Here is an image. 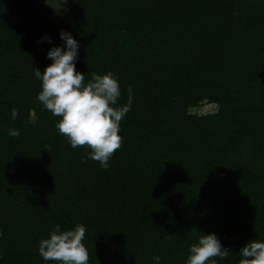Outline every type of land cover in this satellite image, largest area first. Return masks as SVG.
Returning a JSON list of instances; mask_svg holds the SVG:
<instances>
[{"label": "trees", "instance_id": "16d2710c", "mask_svg": "<svg viewBox=\"0 0 264 264\" xmlns=\"http://www.w3.org/2000/svg\"><path fill=\"white\" fill-rule=\"evenodd\" d=\"M28 7L29 0H0V264H56L39 254V242L55 225L69 230L76 224H83L86 239L94 240L88 264H104L96 262L102 248L99 258L106 257V264L137 259L151 264L168 249L163 224L183 192L204 226L209 217L226 220L213 230L227 242L245 245L252 232L264 230V189L258 185L264 177V100L253 96L256 87L264 93L262 8L254 7L260 24L254 35L231 34L233 39L227 36L222 45L218 40L223 22L214 15L200 22L199 15L194 18L172 0H76L57 27L46 29L23 26ZM137 8L145 14L130 16ZM62 29L79 42L76 70L86 81L93 72L111 71L120 85L119 106L128 102L129 86L132 89L131 108L119 132L123 141L129 140L120 152L125 173L91 189L82 183L96 166L88 156L91 149L73 148L55 127L60 118L37 99L42 82L35 68L43 71L52 62L47 53L53 46L46 37L64 47ZM252 42L250 59L246 50ZM221 59H227L224 68ZM252 65L257 75L250 74ZM204 98L219 102L218 111L200 118L187 115V106ZM13 108L19 112L16 119ZM31 113L35 121L28 124ZM11 129L20 135L10 136ZM249 130L261 141L256 147L260 170H247L249 157H236L250 147ZM162 144L164 156L156 150ZM160 159L163 166L167 160L169 168L157 167ZM167 180L178 183L169 195L158 186ZM207 189L206 209L202 204ZM115 211L121 212L116 227L109 219L95 229L101 217ZM126 218L142 221L143 228L124 225ZM231 258L222 263L234 264Z\"/></svg>", "mask_w": 264, "mask_h": 264}, {"label": "clouds", "instance_id": "9594fccd", "mask_svg": "<svg viewBox=\"0 0 264 264\" xmlns=\"http://www.w3.org/2000/svg\"><path fill=\"white\" fill-rule=\"evenodd\" d=\"M60 37L65 46H56L48 51L51 64L43 71L35 68V76L42 82L37 99L60 118L55 127L67 137L71 146L91 149L88 156L107 169L109 159L122 146L120 122L131 108V86L128 88V102L119 106L121 90L113 73L93 72L86 81L85 74L75 67L79 42L63 29ZM46 39L51 43L50 37ZM18 115V110L13 108L12 118L16 119ZM9 135L18 137L20 132L11 129ZM85 232L83 224H76L69 230H61L59 225H55L49 237L40 240L39 254L45 261L56 264H88L89 253L83 243ZM231 252L222 246L215 233L204 234L198 243L191 245L187 264H217L216 257L226 259ZM239 255L238 264H264V241H248L240 248ZM154 259L159 264L160 257L155 256Z\"/></svg>", "mask_w": 264, "mask_h": 264}, {"label": "rangeland", "instance_id": "374dc122", "mask_svg": "<svg viewBox=\"0 0 264 264\" xmlns=\"http://www.w3.org/2000/svg\"><path fill=\"white\" fill-rule=\"evenodd\" d=\"M156 0H151V2H155ZM174 4L179 5L180 7H183V9L187 10L186 12L189 14L191 13L194 18H196L197 15L200 17L201 20H204L205 18L210 17L211 15H214L216 18V21L224 25L222 26V33L221 37L218 41L222 45L225 42V39L227 36L231 37L230 35L233 34L234 36L238 38L247 37L254 35L256 33L257 29L259 28L260 24H258V11L257 8H254L255 6L262 8L264 10V0H230L229 2H225L224 4L220 2V0H172ZM76 0H29V7L27 8V14L26 18L24 20L23 26L26 29H46V28H55L57 27L60 20L63 18L65 14L73 7ZM150 2V0H149ZM170 0H168V3ZM229 4V5H228ZM174 5H171L173 7ZM248 8H254L253 13L248 12ZM227 11V12H226ZM164 12V11H163ZM133 13L135 14H145V11H143L141 8H137L136 10H132L129 12L130 16H133ZM230 13V14H229ZM229 14V15H226ZM191 16V17H192ZM229 16V17H226ZM231 16V17H230ZM229 24L228 27L225 26ZM232 38V37H231ZM51 44L48 46L56 47L59 44L57 43V40L55 38H51ZM209 44L211 43L214 45V38H209ZM233 39V38H232ZM251 48H248L246 51H248L247 57L250 59L252 58V50L254 48V43L252 42ZM41 48H47L45 45H40ZM230 59V57L228 58ZM77 60V59H76ZM227 59H221V67L224 68L226 66ZM263 62L260 64V68L264 72V57ZM76 64V63H75ZM169 66V64L167 63ZM76 69H78L79 65H75ZM252 73H250L252 76L254 74H258L255 70L254 66ZM39 69H42L41 67ZM255 72V73H253ZM26 73V72H25ZM24 73V76L26 75ZM26 77V76H25ZM228 85L230 87H235V82H229ZM257 89V90H256ZM256 91L253 93V96L255 98H259L261 100H264V93H262V90L258 87H256ZM237 90V88L234 89V92ZM250 100V98H249ZM252 100L254 98L252 97ZM259 100V102H262ZM219 102L211 99V98H204L195 104L188 105L186 108V113L190 117L193 118H200L205 117L208 114L216 113L219 109ZM139 109L137 108V111ZM35 121V116L31 113L29 116V122L28 124H33ZM26 124V125H28ZM254 125L251 124L250 127H253ZM251 132L249 134L250 139V147L248 150H242L236 157L240 160H243L245 158L250 159L249 166H246L247 170H260L263 169V163L261 159V154L258 152L256 147L261 146L260 138H257V133ZM128 136V135H127ZM127 143L126 146L129 144V140H122V146H124V143ZM122 146L119 150H117L113 156L109 159L108 164L109 167L107 169L103 168L98 161L93 162L96 164V166L93 169L92 173L85 174L82 183L84 182V185L88 186L89 189L94 188L96 186L100 187L101 185H104L105 182H108L109 180H114L118 177H123L126 165L125 162L121 159L122 156ZM141 146H145V141H141ZM157 153L161 156H164L165 153L163 150H165L164 144L162 146L156 147ZM120 152H122L120 154ZM160 152V153H159ZM164 160V159H163ZM131 161V160H130ZM162 160H158L156 162V166L159 168H169V162L165 160L166 165H162ZM128 165V164H127ZM118 168V170H116ZM95 171L98 172V176L94 175ZM120 172L119 175L114 176V174ZM261 181L259 182V186L264 189V177H261ZM263 181V182H262ZM178 184L177 181L173 182V180H167L163 181L162 183H158V186L166 195H169L171 193L172 186ZM236 186V185H235ZM233 185L232 190H235L236 187ZM154 190V189H153ZM57 193H61L62 189L60 187H57L56 189ZM205 192V190H204ZM207 194L205 196L204 200V194H203V206L206 208L210 204L209 201V190H206ZM205 192V193H206ZM187 192H183V197H175L174 202L172 203V207L170 212L173 214L170 216L167 222L163 224L164 227L167 226L166 233H167V239L165 241V244H168L167 248L160 254V261L159 264H187L188 256L190 255V247L194 243H198L199 237L204 235L202 233V229H210L207 234L215 233L217 238L220 240L223 247L231 249V251H236V255H230L228 258L223 259L226 261L231 256V259H235L234 264H238L239 259H241L239 253L237 251L240 250L242 246H244L241 241L239 242H231L227 240H223L221 236L213 230V227L221 226L224 223H226L225 219H222V221L215 220L214 217H209V220L207 222V225H203V221H200L201 218L197 216L196 208L193 204L186 202ZM189 196V195H188ZM53 198H56V194H53ZM206 202V203H205ZM247 202V201H245ZM226 208L229 207L228 203L226 202ZM207 209V208H206ZM112 210V209H110ZM150 210V209H148ZM208 212V211H207ZM121 215V212L115 211L112 216H104L101 217V222L97 226H95V229L97 227H103V223L107 222L109 219L112 220L111 226L116 227V222L118 217ZM197 216V217H196ZM199 217V219H198ZM142 219L141 217H139ZM205 216L202 217L204 219ZM198 219V220H197ZM106 224V223H105ZM124 225H140V227L143 226L142 221H137L136 219L126 218L123 222ZM159 226V225H158ZM157 226V227H158ZM143 228V227H142ZM160 231V230H159ZM206 234V233H205ZM257 239L264 241V230L263 231H254L252 232V236L250 237V240ZM84 245L86 246L88 252H90L91 246L94 245V240H87L86 236L83 240ZM152 247V245H151ZM99 256L104 255L103 250ZM173 251L174 254L169 253L170 251ZM109 252V250H108ZM97 256L96 262L103 261L104 264H106V257H100ZM217 260V264H224L222 263V259L219 257L215 258ZM223 261V262H224ZM98 264V263H97ZM132 264H142V260L140 261L137 259L136 262ZM151 264H157L156 260L151 261Z\"/></svg>", "mask_w": 264, "mask_h": 264}]
</instances>
